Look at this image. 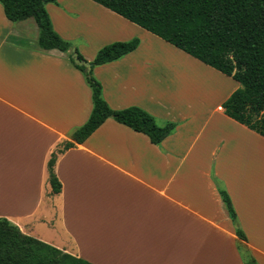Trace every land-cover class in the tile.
Returning a JSON list of instances; mask_svg holds the SVG:
<instances>
[{"label": "crops", "instance_id": "0c3cea01", "mask_svg": "<svg viewBox=\"0 0 264 264\" xmlns=\"http://www.w3.org/2000/svg\"><path fill=\"white\" fill-rule=\"evenodd\" d=\"M46 8L88 60L139 36L93 74L112 108L138 105L178 125L156 145L108 118L58 155L53 193L48 160L87 121L92 92L67 53L38 47L34 18L14 23L0 3V217L93 264H245L215 178L264 264V137L221 106L238 82L182 50L158 55V44L177 47L93 0Z\"/></svg>", "mask_w": 264, "mask_h": 264}, {"label": "trees", "instance_id": "16d2710c", "mask_svg": "<svg viewBox=\"0 0 264 264\" xmlns=\"http://www.w3.org/2000/svg\"><path fill=\"white\" fill-rule=\"evenodd\" d=\"M129 21L162 38L185 53L238 82L222 102L223 112L264 137V0H93ZM12 22L34 18L39 34L37 45L43 50L58 49L84 75L92 92V111L87 121L73 129L68 138L52 152L48 163L53 193L61 191L55 173L58 155L83 143L108 118L146 134L160 145L178 123L159 120L138 105L112 108L103 96L101 82L94 76L95 66L116 61L134 51L139 37L118 40L102 46L92 60L76 47L79 58L90 69L75 64L71 41L53 27L46 8L57 0H0ZM222 201L238 236V247L245 264H258L248 245L247 236L228 191L214 178ZM0 264H93L34 236L0 217Z\"/></svg>", "mask_w": 264, "mask_h": 264}, {"label": "rangeland", "instance_id": "374dc122", "mask_svg": "<svg viewBox=\"0 0 264 264\" xmlns=\"http://www.w3.org/2000/svg\"><path fill=\"white\" fill-rule=\"evenodd\" d=\"M21 42H25V37L23 36V35H21ZM139 37V36H138ZM140 38V37H139ZM67 40V39H66ZM71 41V40H70ZM83 40L81 39V38H79V39H76V41H71V43H73L74 45H77L78 47H79V44L82 42ZM114 42V41H113ZM111 43V42H110ZM108 44V43H107ZM106 45V44H105ZM102 46H104V45H102ZM101 46V47H102ZM73 47H75L76 48V46H73ZM72 47V48H73ZM100 47V48H101ZM170 47V46H169ZM168 46H165V45H163V44H158L157 45V49H158V55L159 54H162L164 57H166V58H172V59H176V58H178V55L177 54H180V49H178V48H176V50H173L174 48H172V47H170L169 48ZM99 48V49H100ZM98 49V50H99ZM179 51H178V50ZM148 52H150V50H148ZM230 79H232L231 77H230ZM233 80V79H232ZM197 83H199L198 81H196ZM228 86H231V88L233 87L232 86V84H227ZM198 87H201V86H198ZM230 88V89H231ZM198 91H200V90H198ZM229 91V90H228ZM158 119V118H157ZM158 121H159V119H158ZM161 121V120H160ZM159 121V122H160ZM161 123V122H160Z\"/></svg>", "mask_w": 264, "mask_h": 264}, {"label": "water", "instance_id": "95a60500", "mask_svg": "<svg viewBox=\"0 0 264 264\" xmlns=\"http://www.w3.org/2000/svg\"><path fill=\"white\" fill-rule=\"evenodd\" d=\"M71 52H72V58L75 62V64L77 65H84L85 66V69H90L91 65L90 63L86 62V61H83L79 58V55H78V52L76 51V48L73 47L71 49Z\"/></svg>", "mask_w": 264, "mask_h": 264}]
</instances>
